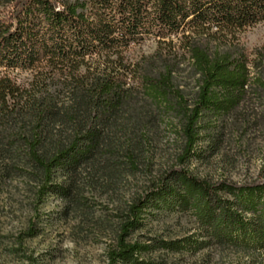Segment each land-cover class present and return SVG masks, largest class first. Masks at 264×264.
Segmentation results:
<instances>
[{"label": "trees", "instance_id": "obj_1", "mask_svg": "<svg viewBox=\"0 0 264 264\" xmlns=\"http://www.w3.org/2000/svg\"><path fill=\"white\" fill-rule=\"evenodd\" d=\"M260 21L264 0H0V179H27L66 212L106 196L105 264L211 245L264 264V166L239 181L194 167L248 95L264 101V56L235 38ZM160 212L198 232L135 238Z\"/></svg>", "mask_w": 264, "mask_h": 264}, {"label": "rangeland", "instance_id": "obj_2", "mask_svg": "<svg viewBox=\"0 0 264 264\" xmlns=\"http://www.w3.org/2000/svg\"><path fill=\"white\" fill-rule=\"evenodd\" d=\"M235 38L250 60L264 56V21L237 32ZM142 49L149 51L152 45ZM263 110L264 101L248 95L238 114L223 127L219 152L194 163L197 172L237 181L255 177L264 166V121L255 119ZM171 138V134L165 135L163 143ZM200 146L208 147V140ZM80 197L85 206L70 207L66 212L56 195H48L42 204L37 202L33 182L0 179V264H105L115 223L111 206L106 196L87 191ZM32 230L36 234L26 236ZM197 232V225L188 216L160 212L148 216L134 237L170 241ZM151 255L163 264H263V259L254 261L216 245L193 254L156 250Z\"/></svg>", "mask_w": 264, "mask_h": 264}]
</instances>
